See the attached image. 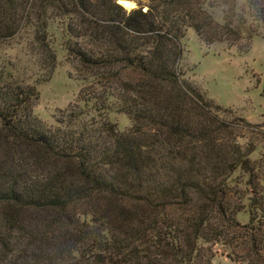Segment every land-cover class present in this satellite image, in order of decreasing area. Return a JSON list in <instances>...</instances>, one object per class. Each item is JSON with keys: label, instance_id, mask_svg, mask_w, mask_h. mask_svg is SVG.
<instances>
[{"label": "trees", "instance_id": "trees-1", "mask_svg": "<svg viewBox=\"0 0 264 264\" xmlns=\"http://www.w3.org/2000/svg\"><path fill=\"white\" fill-rule=\"evenodd\" d=\"M20 1L0 0L1 38L18 31ZM32 1L76 19L71 36L108 46L96 55L70 45L84 67L125 64L144 78L127 106L133 125L108 127L100 145L84 131L45 126L34 114L37 89L0 77V264H193L200 239L239 224L228 179L238 167L251 172V161L186 78L182 39L191 27L209 43L235 45L240 28L213 18L205 5L219 0H129L137 4L129 10L121 0ZM250 10L264 20V0ZM256 180L253 215L264 209ZM179 204L192 205L189 228L168 213Z\"/></svg>", "mask_w": 264, "mask_h": 264}, {"label": "rangeland", "instance_id": "rangeland-1", "mask_svg": "<svg viewBox=\"0 0 264 264\" xmlns=\"http://www.w3.org/2000/svg\"><path fill=\"white\" fill-rule=\"evenodd\" d=\"M25 1L18 5L24 10L18 31L8 38L0 37L1 82L34 86L39 93L34 114L48 128L84 131L100 145L110 140L108 127L121 131L131 128L127 106L135 100L133 89L144 78L142 73L125 64L84 67L69 50L70 45L81 44L96 55L108 46L101 41L93 43L86 36H71L67 23L76 19L64 18L40 1L29 0L28 5ZM252 1L219 0L213 7L207 2L213 18L221 25L240 28L242 37L235 45L229 41L209 43L189 27L182 39L180 65L186 78L214 103L215 113L226 121L249 155L248 169L264 200V20L253 17ZM127 82L132 84L128 87ZM251 172L238 167L228 179L232 206L240 209L235 215L240 225L224 227L229 233L216 240L200 239L201 255L193 264H264V209L256 215L251 212L255 209ZM168 213L182 227L194 223L191 204L170 208ZM210 221L218 225L222 219L217 216Z\"/></svg>", "mask_w": 264, "mask_h": 264}, {"label": "bare ground", "instance_id": "bare-ground-1", "mask_svg": "<svg viewBox=\"0 0 264 264\" xmlns=\"http://www.w3.org/2000/svg\"><path fill=\"white\" fill-rule=\"evenodd\" d=\"M121 3L128 9H131L135 6L134 2L129 0H122Z\"/></svg>", "mask_w": 264, "mask_h": 264}, {"label": "water", "instance_id": "water-1", "mask_svg": "<svg viewBox=\"0 0 264 264\" xmlns=\"http://www.w3.org/2000/svg\"><path fill=\"white\" fill-rule=\"evenodd\" d=\"M120 3H121V1H120Z\"/></svg>", "mask_w": 264, "mask_h": 264}]
</instances>
